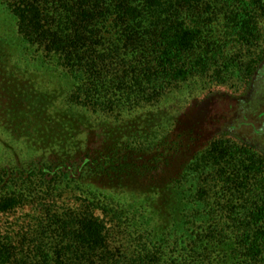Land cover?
I'll list each match as a JSON object with an SVG mask.
<instances>
[{
	"label": "trees",
	"instance_id": "obj_1",
	"mask_svg": "<svg viewBox=\"0 0 264 264\" xmlns=\"http://www.w3.org/2000/svg\"><path fill=\"white\" fill-rule=\"evenodd\" d=\"M211 1L0 0V26L13 20L18 33L15 40L0 34V130L40 152L25 164L0 169V214L39 199L50 214L30 224L21 240L20 232H0V264H252L264 259V159L256 151L208 139L205 121L193 114L185 121L168 118L165 110L120 118L153 103L173 84L218 66L215 43L205 40L199 47L203 30L188 22L190 13L212 8ZM228 6L231 35L249 51L256 49L264 0ZM110 21L114 30L106 32ZM15 47L20 58L9 49ZM17 60L20 69L14 72ZM253 63L250 76L258 59ZM227 64L214 72L217 81L227 79ZM42 79L54 90L42 89ZM243 169L247 180L258 174L262 179L258 201L238 212L245 215L239 240L234 243L226 230L204 236V228L199 236L192 225L211 221L206 201L197 198L204 191L201 182L217 174L230 185L242 180ZM78 191L79 204L57 213L58 197ZM108 191L145 196L154 214L173 220L167 233L178 237L176 245L183 244L182 262H168L165 237H157L154 254L119 257L110 247L109 223L132 225V215ZM214 232L221 252L213 247Z\"/></svg>",
	"mask_w": 264,
	"mask_h": 264
},
{
	"label": "rangeland",
	"instance_id": "obj_2",
	"mask_svg": "<svg viewBox=\"0 0 264 264\" xmlns=\"http://www.w3.org/2000/svg\"><path fill=\"white\" fill-rule=\"evenodd\" d=\"M211 2L213 3L212 8L203 7L199 11L190 13L188 22L203 30L199 47L205 40L215 43L214 50L220 58L218 66L210 69L206 75H196L188 80L173 84L153 103L132 110L121 115L123 117L120 118L131 119L143 112H160L162 110L168 112V118L181 116L184 121L188 119L187 115L201 116L200 118L205 121V134L208 139H225L231 145L246 146L256 151L258 158L264 159V17L258 16L259 26H261V41L256 49L249 51L247 46L242 45L235 36L231 35V30L227 25V14L230 12L228 4L238 3L239 0H212ZM114 24V21L108 22V27L104 31L114 30ZM0 34L7 39L13 36L12 40H15L18 33L15 32L13 20L1 24ZM11 46L13 47V44ZM9 49L18 53V58H20V48ZM254 59L256 62L258 59L259 64L254 74L250 76ZM225 62L228 63L227 67L230 66L227 70L228 77L224 82L217 81L214 78V72ZM15 63L19 66L14 67V72L15 70L18 72L20 64L18 60ZM113 67L111 66V68ZM29 82L37 86L33 79ZM38 83L44 90L51 91L56 87L43 79ZM5 86L7 87V85ZM110 115L116 117L119 114L111 113ZM101 119L99 118V120ZM39 153L30 144L20 141V138H16L8 131L0 130V169L5 166L25 164L37 158ZM237 163L236 166L241 168L242 165ZM236 168L235 172L238 171ZM243 171L244 173H239L242 180L230 182V185L220 181V176L217 174H215V180L201 182L204 191L201 193L202 196L198 193L197 198L206 201L205 213L210 214L211 221L207 225H203L201 222L192 225L199 236L204 234V228V236L214 230L218 232L226 230L231 234L232 238L230 239L234 243L239 240L241 234L239 225L245 221V215L238 212L244 211L252 203L258 201L259 180L262 179L261 174H258L259 177L251 178L249 176V180H247L245 169ZM108 192L107 194L114 199L113 202L121 205L130 218L132 215L131 222L133 224L129 223V226L126 223L118 224V222L110 221V215L105 213L102 215L103 218L111 222L109 225L113 226L109 242L110 247L119 257H121L120 253L125 254L126 259L133 257L139 259L142 257L141 255H146L149 252L154 254L157 252L155 245L160 244L157 237H165L168 242V262H182L183 244L176 245L178 237L169 236L173 220L163 214L161 216L154 214V208L151 207L145 196L116 191ZM41 196H45V194ZM79 198H81L79 191L67 192L61 198L58 197L60 208L57 213L63 214L65 209L75 201L76 204L77 202L79 204L80 201H77ZM40 200L30 201L10 212L0 214V232L4 235L8 233L14 235L17 231L20 232V240L23 239L30 224L37 223L40 218H48L47 215L50 216L46 209H42L43 207L40 206ZM51 201L47 200V202ZM168 230L170 231L167 233ZM216 236L217 233L214 234L215 246L213 247L221 252L223 251L221 239ZM187 244L185 246L190 250L193 243L188 242ZM215 255L216 252L212 256ZM252 264H264V259Z\"/></svg>",
	"mask_w": 264,
	"mask_h": 264
}]
</instances>
